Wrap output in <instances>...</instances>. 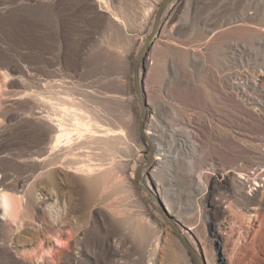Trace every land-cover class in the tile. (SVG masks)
<instances>
[{"label": "rangeland", "instance_id": "rangeland-1", "mask_svg": "<svg viewBox=\"0 0 264 264\" xmlns=\"http://www.w3.org/2000/svg\"><path fill=\"white\" fill-rule=\"evenodd\" d=\"M161 1L0 0V190L67 197L79 227L51 256L56 264H197L187 246L203 263L202 245L222 264L225 207L245 225L262 212L264 188L248 194L230 178L264 171V0L167 6L139 71L154 155L145 165L132 70ZM71 106L106 109L111 135L125 130L110 188L60 164L43 168L51 139L68 128L55 132L50 118ZM10 244L0 224V264H14ZM38 244V233L17 243L22 254ZM253 246L264 255V228Z\"/></svg>", "mask_w": 264, "mask_h": 264}, {"label": "bare ground", "instance_id": "bare-ground-1", "mask_svg": "<svg viewBox=\"0 0 264 264\" xmlns=\"http://www.w3.org/2000/svg\"><path fill=\"white\" fill-rule=\"evenodd\" d=\"M71 108L60 112L58 117L50 118L55 132L59 131L61 126L68 128L65 133L51 139L53 143L51 153L43 160V168L60 164L78 174L82 183L90 184L95 190L100 184L110 188L112 180L109 177L115 165L113 153L116 151L119 139L125 143V130L115 133L117 135H111L112 130L108 127L113 125L114 119L106 109H91V111L87 108L85 110L84 107L76 108L82 111L80 113L73 110V106ZM130 135L129 141H132ZM142 135L145 139H149L147 136H150V133L147 132V136ZM130 147L131 145L128 144V148ZM161 152L163 150H159V155L165 158V153ZM158 160L161 158L156 157L155 161ZM155 168L152 176L157 178L158 167ZM122 175L124 176V173ZM230 179L242 190L247 189L248 194L264 188V171L255 170L251 176L243 177L240 174ZM68 181L74 185L76 180L69 178ZM161 199L169 209L166 194L161 193ZM262 200L260 203L262 212L258 209L253 210L254 213L249 215L248 225H245L246 218L242 213H234L230 205L225 207L227 227L220 234L222 264H243L241 262L245 256L248 261L257 258L260 264H264V255L256 252L253 246V241L264 228V194ZM71 213L67 197L55 188L42 191L41 196L36 200L29 192L23 191L19 194L0 190V216L4 218L0 224L11 243L9 251L14 254L10 256L11 261L14 264H56L51 256L58 247L62 248L69 242L79 227L78 221L70 217ZM31 233L39 234L38 247L32 253L22 254L17 245L18 240ZM157 247L158 244L155 248ZM200 253L203 261L202 263L199 260L200 264H215V256L204 245ZM147 264H155V261L149 260Z\"/></svg>", "mask_w": 264, "mask_h": 264}, {"label": "water", "instance_id": "water-1", "mask_svg": "<svg viewBox=\"0 0 264 264\" xmlns=\"http://www.w3.org/2000/svg\"><path fill=\"white\" fill-rule=\"evenodd\" d=\"M173 0H162L161 3L158 5L157 11H156V15H155V19L152 25V29L149 32V34L146 37L145 43L143 44V46L141 47L139 53L136 56V59L134 61V65H133V70H132V74H133V85H134V91L136 94V97L138 99L139 104L141 105L142 108V116L140 118V130L141 133L144 134L143 128H142V122L143 119L145 117V106H144V100H143V88H142V81H141V76H140V66H141V62H143L145 56L147 55V53L149 52L151 45H152V41L155 37V35L157 34L158 30H159V24L161 21V17L163 15V12L165 11V9L167 8V6L172 2ZM148 141V143L150 144V157L148 159V161L145 163V165L150 164L151 161L153 160V148L152 145L150 143V141L148 139H146ZM139 173H140V169L137 171V175H136V179H137V183L143 187V184L139 178ZM187 246V245H186ZM187 250L194 256V258L197 261V264H200L199 259L197 257V255L194 253V251L192 249H190L187 246Z\"/></svg>", "mask_w": 264, "mask_h": 264}]
</instances>
